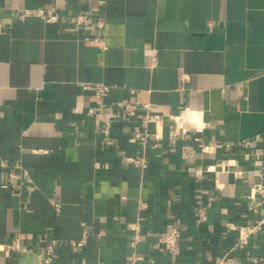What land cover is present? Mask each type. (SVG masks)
<instances>
[{"label": "crops", "instance_id": "obj_1", "mask_svg": "<svg viewBox=\"0 0 264 264\" xmlns=\"http://www.w3.org/2000/svg\"><path fill=\"white\" fill-rule=\"evenodd\" d=\"M83 84L108 88L91 116ZM122 101L149 104L161 121L122 117ZM179 115L202 131L171 137ZM143 131L144 144L130 141ZM141 155L143 169L125 160ZM227 162L241 174L220 172ZM255 184L264 0H0V263L38 264L53 242L51 264H209L235 242L231 226L264 214V189L248 198ZM172 226L174 255L155 243ZM15 239L28 251L9 250ZM230 255L264 264V231Z\"/></svg>", "mask_w": 264, "mask_h": 264}, {"label": "built area", "instance_id": "obj_2", "mask_svg": "<svg viewBox=\"0 0 264 264\" xmlns=\"http://www.w3.org/2000/svg\"><path fill=\"white\" fill-rule=\"evenodd\" d=\"M46 20L49 22H55L57 20L56 15L54 14H47L46 15ZM73 20L76 25L78 26H83L86 27L87 21H88V15L83 14V13H78L75 16H73ZM210 26V23L207 24ZM103 27V22L101 20L97 21L96 25L93 27L97 29H102ZM83 40L85 41H93L97 42V36H84ZM82 89L86 91H91L93 96H94V102L92 106H89L87 109V114L88 115H93L94 113V108L97 105V103L100 100L101 93L105 92L108 90L106 86L102 85H93V84H83ZM119 110L122 114V117L129 119L130 117L134 116L135 113L139 110H142L145 114V122H150V121H156L160 122L161 117L158 114H155L152 110V107L149 104H135L131 103L128 101H122ZM179 116H173L170 118V121L172 122V128L169 131V135L171 137L175 136H182L188 132V130H193L194 132L198 133L201 132L203 129L202 123H197L195 125H192L191 123L181 121L179 120ZM104 133H107V127H105ZM149 136L147 131L143 132H133L130 141L135 142L138 141L142 144H144L145 140ZM195 141H200L198 137L194 138ZM251 142H255V140H252ZM200 148L203 151L206 152H212L214 146L209 145V144H202L199 143ZM229 147L228 144L223 146L224 150H227ZM125 160L128 163L133 164L134 166H137L139 168H145L147 166V161L143 155L139 157H132V156H126ZM230 165L232 163H225V164H220L219 170L220 172L224 173H231L233 176H238L241 174L240 171H234L230 170ZM206 171H214V168L208 167L206 168ZM264 186L261 184H255L252 186L250 193L248 195V198L253 199L256 194H261L263 192ZM197 222H203L205 220V210L199 206L197 209ZM137 223L133 224H128V229L133 231L134 236L133 239L130 243L131 246H134L138 242V234H137ZM232 231L235 232L236 235V240L232 244L231 248L224 253L222 256L215 258L212 262L209 264H235V259L230 255V252L234 249H239L248 244V241L250 237L255 236L259 233H262L264 231V214H262L258 220H256L254 223L251 224H243L239 226H231ZM180 238V231L176 226H172L170 229H168L166 232H164L162 235L158 236L156 239V245L160 246L165 252L170 253L171 255H174L177 249L178 245V240ZM85 242V236H83L82 239L78 241H72L71 242V247L74 248H81ZM9 250L11 251H28L27 248L21 246L18 243V240L15 239L14 243L9 246ZM54 252V243L53 242H47L44 245V249L42 253H37V260L38 264H51L52 262V256ZM141 257L134 256V260H140ZM0 264H6V263H0ZM96 264H105L102 262H98Z\"/></svg>", "mask_w": 264, "mask_h": 264}, {"label": "bare ground", "instance_id": "obj_3", "mask_svg": "<svg viewBox=\"0 0 264 264\" xmlns=\"http://www.w3.org/2000/svg\"><path fill=\"white\" fill-rule=\"evenodd\" d=\"M197 116V115H196ZM199 117V116H198ZM180 118V117H179ZM199 119V118H198ZM197 119V120H198ZM180 120L181 121H185V122H188V123H191L192 125H195V123H196V119H195V117H190V116H188V117H182V118H180Z\"/></svg>", "mask_w": 264, "mask_h": 264}]
</instances>
